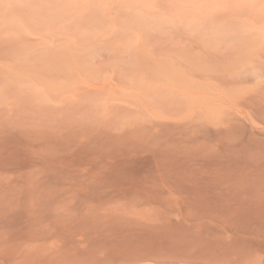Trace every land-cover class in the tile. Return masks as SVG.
Masks as SVG:
<instances>
[{
  "label": "rangeland",
  "instance_id": "1",
  "mask_svg": "<svg viewBox=\"0 0 264 264\" xmlns=\"http://www.w3.org/2000/svg\"><path fill=\"white\" fill-rule=\"evenodd\" d=\"M0 264H264V0H0Z\"/></svg>",
  "mask_w": 264,
  "mask_h": 264
},
{
  "label": "bare ground",
  "instance_id": "2",
  "mask_svg": "<svg viewBox=\"0 0 264 264\" xmlns=\"http://www.w3.org/2000/svg\"><path fill=\"white\" fill-rule=\"evenodd\" d=\"M244 78V77H243ZM250 79V78H249Z\"/></svg>",
  "mask_w": 264,
  "mask_h": 264
}]
</instances>
